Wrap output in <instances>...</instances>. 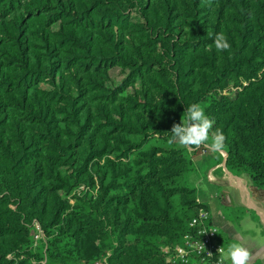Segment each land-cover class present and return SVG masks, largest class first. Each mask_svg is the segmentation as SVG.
<instances>
[{
	"label": "trees",
	"instance_id": "obj_1",
	"mask_svg": "<svg viewBox=\"0 0 264 264\" xmlns=\"http://www.w3.org/2000/svg\"><path fill=\"white\" fill-rule=\"evenodd\" d=\"M191 103L264 190V0H0V264H176Z\"/></svg>",
	"mask_w": 264,
	"mask_h": 264
},
{
	"label": "crops",
	"instance_id": "obj_2",
	"mask_svg": "<svg viewBox=\"0 0 264 264\" xmlns=\"http://www.w3.org/2000/svg\"><path fill=\"white\" fill-rule=\"evenodd\" d=\"M191 158L196 173L207 181L206 185L202 179H192L197 190L206 188L208 191L207 196L196 199L208 210L210 223L222 231L225 247L239 238L250 249L251 264H264V190L255 187L246 175L236 176L229 172L219 152H195ZM214 186L221 187L217 198L212 195ZM216 199L223 206L242 208V216L232 220L224 214L222 207L217 208Z\"/></svg>",
	"mask_w": 264,
	"mask_h": 264
},
{
	"label": "clouds",
	"instance_id": "obj_3",
	"mask_svg": "<svg viewBox=\"0 0 264 264\" xmlns=\"http://www.w3.org/2000/svg\"><path fill=\"white\" fill-rule=\"evenodd\" d=\"M189 31V29H188ZM213 45L217 52L228 51L231 44L223 32L216 33ZM212 50V45L208 46ZM215 120L210 117L200 103H191L185 107L179 123H173L169 133L168 144L173 143L193 150L201 147L216 153L225 147L226 136L222 129L214 128ZM205 247L201 245V251ZM220 257L217 264H251L253 256L250 249L239 238L229 244L227 248H218ZM209 255L211 253L209 252Z\"/></svg>",
	"mask_w": 264,
	"mask_h": 264
},
{
	"label": "built area",
	"instance_id": "obj_4",
	"mask_svg": "<svg viewBox=\"0 0 264 264\" xmlns=\"http://www.w3.org/2000/svg\"><path fill=\"white\" fill-rule=\"evenodd\" d=\"M190 154L198 152L206 153L207 148L200 149L186 148ZM221 157L225 159V152H219ZM35 231L33 233L34 241H38L43 233L37 223H34ZM188 226L190 231L185 233L180 244L174 247H163L162 250L167 255L171 263L176 264H217L220 257L218 248L226 249L224 240L222 239V231L212 223H210V215L205 207H198L195 215L189 220ZM205 250L201 251V245ZM209 252L211 255H209ZM95 264H106L96 262Z\"/></svg>",
	"mask_w": 264,
	"mask_h": 264
},
{
	"label": "rangeland",
	"instance_id": "obj_5",
	"mask_svg": "<svg viewBox=\"0 0 264 264\" xmlns=\"http://www.w3.org/2000/svg\"><path fill=\"white\" fill-rule=\"evenodd\" d=\"M115 71L116 70H112L113 73H115ZM194 177H196L197 179H202V182L204 181V183L207 185L206 178L200 177L199 173H196V171H194L193 173L190 174V176L189 175L186 176L187 183L189 186H194V182L192 180ZM214 187L215 188L212 191V195L215 194V197L217 198L218 192H219V194L221 193V187L220 186H214ZM197 188H196V192H195V197L200 196L202 198V197L208 195V191L206 188H203L201 190H199V189L197 190ZM215 201L217 203V208L222 207L224 214L226 216H228L229 218H231L232 220H237L238 218H240L242 216V210H243L242 208H240V207L232 208V207H228V206H223L219 199H216Z\"/></svg>",
	"mask_w": 264,
	"mask_h": 264
}]
</instances>
